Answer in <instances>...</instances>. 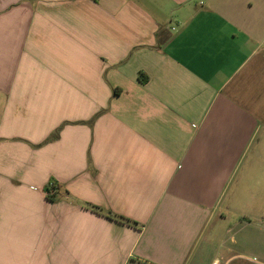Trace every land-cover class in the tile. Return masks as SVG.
Listing matches in <instances>:
<instances>
[{"label":"crops","instance_id":"1","mask_svg":"<svg viewBox=\"0 0 264 264\" xmlns=\"http://www.w3.org/2000/svg\"><path fill=\"white\" fill-rule=\"evenodd\" d=\"M0 264H264V0H0Z\"/></svg>","mask_w":264,"mask_h":264},{"label":"trees","instance_id":"2","mask_svg":"<svg viewBox=\"0 0 264 264\" xmlns=\"http://www.w3.org/2000/svg\"><path fill=\"white\" fill-rule=\"evenodd\" d=\"M47 189L52 190V186H48ZM108 215L112 216V217H117L118 219H121V220H124V218H125V217L120 216V215H115V214L113 215L111 212H108Z\"/></svg>","mask_w":264,"mask_h":264}]
</instances>
